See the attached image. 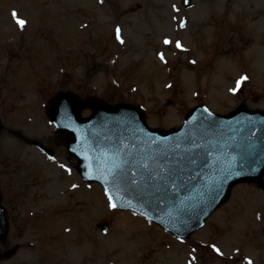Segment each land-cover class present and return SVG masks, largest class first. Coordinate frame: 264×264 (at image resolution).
<instances>
[{"label":"rangeland","instance_id":"1","mask_svg":"<svg viewBox=\"0 0 264 264\" xmlns=\"http://www.w3.org/2000/svg\"><path fill=\"white\" fill-rule=\"evenodd\" d=\"M181 1L0 0V183L9 238L22 244L15 260L264 264V192L255 183L234 186L182 241L110 208L99 185L57 168L70 161L46 111L60 92L78 97L82 117L100 99L138 106L150 128L163 130L178 128L197 105L219 114L239 104L264 110V0H191L189 9ZM242 14L249 28L240 27ZM241 66L247 79L238 84ZM31 141L51 149V159Z\"/></svg>","mask_w":264,"mask_h":264},{"label":"water","instance_id":"2","mask_svg":"<svg viewBox=\"0 0 264 264\" xmlns=\"http://www.w3.org/2000/svg\"><path fill=\"white\" fill-rule=\"evenodd\" d=\"M91 110L82 121L69 94L58 95L51 110L60 115L65 145L84 179L101 183L117 208L176 236L199 229L234 184L255 181L264 189V112L242 108L220 117L196 107L178 131L160 132L147 129L131 106L93 101ZM6 229L0 212V238Z\"/></svg>","mask_w":264,"mask_h":264},{"label":"flooded vegetation","instance_id":"3","mask_svg":"<svg viewBox=\"0 0 264 264\" xmlns=\"http://www.w3.org/2000/svg\"><path fill=\"white\" fill-rule=\"evenodd\" d=\"M19 238H6L0 241V264H23V260H15L17 253L19 251L18 241ZM9 251H13V254L7 258L6 255Z\"/></svg>","mask_w":264,"mask_h":264},{"label":"snow or ice","instance_id":"4","mask_svg":"<svg viewBox=\"0 0 264 264\" xmlns=\"http://www.w3.org/2000/svg\"><path fill=\"white\" fill-rule=\"evenodd\" d=\"M101 2H103V0H101ZM12 17H13V19L15 20L16 24H17L20 28H24V26H25V21L22 20V19H18V18H17V13H16V12H13V13H12ZM181 26H183V25H181ZM119 31H120L119 29H116V32H117V39H118V40L120 39V37H119ZM120 42L123 43V41H120ZM164 43L167 45V44H169L170 42H169L168 40H165ZM176 47H177V48H180L181 46H180V44H177ZM160 59L163 61V60H164V56L161 55V56H160ZM245 79H247V78H246V77H241V81H243V80H245ZM239 83H240V81H238V84H239ZM61 167H63V165H61ZM114 179H115V178H114ZM73 187H75V185H74ZM105 195H108V199H109V207H110V208H113V209L116 208V204L112 202L113 197H112L111 195H109V193H108L107 191L105 192ZM212 249H213V251H214L217 255H222L220 249H218L215 245H212ZM193 259H194V258H193ZM247 264H252V261H251V260H248V261H247Z\"/></svg>","mask_w":264,"mask_h":264},{"label":"bare ground","instance_id":"5","mask_svg":"<svg viewBox=\"0 0 264 264\" xmlns=\"http://www.w3.org/2000/svg\"><path fill=\"white\" fill-rule=\"evenodd\" d=\"M136 14H137V12L134 13V15H136Z\"/></svg>","mask_w":264,"mask_h":264}]
</instances>
